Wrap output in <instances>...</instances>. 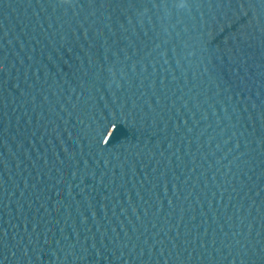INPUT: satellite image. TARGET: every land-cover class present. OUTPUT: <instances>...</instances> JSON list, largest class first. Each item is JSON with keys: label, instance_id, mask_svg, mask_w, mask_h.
Here are the masks:
<instances>
[{"label": "water", "instance_id": "water-1", "mask_svg": "<svg viewBox=\"0 0 264 264\" xmlns=\"http://www.w3.org/2000/svg\"><path fill=\"white\" fill-rule=\"evenodd\" d=\"M0 264H264V0H0Z\"/></svg>", "mask_w": 264, "mask_h": 264}]
</instances>
